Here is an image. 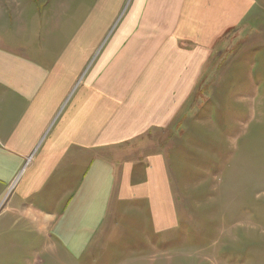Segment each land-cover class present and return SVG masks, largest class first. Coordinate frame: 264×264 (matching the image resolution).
<instances>
[{
	"label": "crops",
	"instance_id": "1",
	"mask_svg": "<svg viewBox=\"0 0 264 264\" xmlns=\"http://www.w3.org/2000/svg\"><path fill=\"white\" fill-rule=\"evenodd\" d=\"M259 23L264 0H0V264H126L175 228L154 133Z\"/></svg>",
	"mask_w": 264,
	"mask_h": 264
},
{
	"label": "rangeland",
	"instance_id": "2",
	"mask_svg": "<svg viewBox=\"0 0 264 264\" xmlns=\"http://www.w3.org/2000/svg\"><path fill=\"white\" fill-rule=\"evenodd\" d=\"M154 138L179 222L152 243L132 236L142 254L126 264H264V24L224 36L185 113Z\"/></svg>",
	"mask_w": 264,
	"mask_h": 264
}]
</instances>
